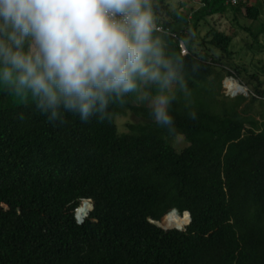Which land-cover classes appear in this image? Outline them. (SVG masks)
<instances>
[{
    "label": "trees",
    "instance_id": "obj_1",
    "mask_svg": "<svg viewBox=\"0 0 264 264\" xmlns=\"http://www.w3.org/2000/svg\"><path fill=\"white\" fill-rule=\"evenodd\" d=\"M199 1L185 20L166 0L151 4L153 19L173 33L153 37L181 77L171 131L155 124L143 98L154 86L113 95L103 122L61 110L55 126L30 94L0 86V264H264V100L258 118L243 95L225 100L223 80L233 72L221 73L211 49L229 56L233 38L208 21L229 11L255 20L261 7ZM203 20L209 30L196 45ZM250 78L264 99V82ZM128 111L140 121L120 132L116 116ZM175 134L188 142L180 150ZM78 206L79 219L89 213L81 224ZM151 220L187 226L164 230Z\"/></svg>",
    "mask_w": 264,
    "mask_h": 264
},
{
    "label": "clouds",
    "instance_id": "obj_2",
    "mask_svg": "<svg viewBox=\"0 0 264 264\" xmlns=\"http://www.w3.org/2000/svg\"><path fill=\"white\" fill-rule=\"evenodd\" d=\"M153 32L151 0H0V86L30 94L54 126L61 110L103 122L113 95L154 86L143 98L155 124L171 131L181 77ZM83 199L91 200L79 206Z\"/></svg>",
    "mask_w": 264,
    "mask_h": 264
},
{
    "label": "rangeland",
    "instance_id": "obj_3",
    "mask_svg": "<svg viewBox=\"0 0 264 264\" xmlns=\"http://www.w3.org/2000/svg\"><path fill=\"white\" fill-rule=\"evenodd\" d=\"M160 0H151V4H157ZM170 8L174 10L175 16L183 18L185 20L186 15L188 18L193 16L194 10L199 8V0H166ZM261 7V14L255 20L246 19L243 15H239V20H234L232 13L229 11L225 15L215 14L209 18L208 21L214 24L218 29L232 35V43L229 50L232 53L229 56H224L218 49H211V53L216 58L222 57L223 64L218 66L221 73L227 75V71H232L233 74L226 76L223 80V87L221 92L229 95L230 98L225 100L228 103H233L238 100L236 97L244 96L245 102L243 107L246 108L248 104L251 105V111L247 109L252 115L259 117L263 110V103L259 96L255 92V86L257 81L250 78V74H256V76L264 82V1H255ZM181 20V19H180ZM193 24H191V27ZM197 33L194 35L196 45L207 34L209 25L203 20L198 27ZM235 66H239L242 70L241 73L234 69ZM233 78L238 81L244 88V91L233 92L226 84L227 78ZM213 77H211V80ZM252 96H255L253 100ZM140 118L134 115L131 111H128L125 115L116 116V122L120 132H128L129 128L127 123L139 122ZM173 144L180 150L188 144L180 135L173 136ZM2 208L7 207L4 203H0Z\"/></svg>",
    "mask_w": 264,
    "mask_h": 264
},
{
    "label": "built area",
    "instance_id": "obj_4",
    "mask_svg": "<svg viewBox=\"0 0 264 264\" xmlns=\"http://www.w3.org/2000/svg\"><path fill=\"white\" fill-rule=\"evenodd\" d=\"M231 1L233 3H237L240 0H231ZM153 33H162V34H172L173 35V33L169 29L164 28L161 23H159L155 20H154V32ZM180 45H181V53L184 55L188 54L189 50H188L186 44L183 41H181Z\"/></svg>",
    "mask_w": 264,
    "mask_h": 264
},
{
    "label": "bare ground",
    "instance_id": "obj_5",
    "mask_svg": "<svg viewBox=\"0 0 264 264\" xmlns=\"http://www.w3.org/2000/svg\"><path fill=\"white\" fill-rule=\"evenodd\" d=\"M226 84L228 85V87L233 91V92H240V91H244L245 88L235 79L229 77L226 79ZM176 212L175 210L173 211V213ZM183 224V223H182ZM182 224L180 226H178L179 228L182 227Z\"/></svg>",
    "mask_w": 264,
    "mask_h": 264
},
{
    "label": "water",
    "instance_id": "obj_6",
    "mask_svg": "<svg viewBox=\"0 0 264 264\" xmlns=\"http://www.w3.org/2000/svg\"><path fill=\"white\" fill-rule=\"evenodd\" d=\"M93 209V204H92V207H91V210ZM171 210H175L178 214H179V212H178V210L176 209V208H173V209H171ZM170 210V211H171ZM169 211V212H170ZM168 213V212H167ZM166 213V214H167ZM88 216V214L85 216V217H87ZM164 216V215H163ZM77 217V216H76ZM191 216H190V221L188 222V224L187 225H189V223L191 222ZM158 220H151V222H153V223H155L157 226H159V227H161V228H163L164 230H168V229H174L175 227H172V228H164V227H162L158 222H157ZM81 222L83 223L84 222V218L83 219H81ZM187 225H185V227L187 226ZM185 227L184 228H179V227H176L175 229H178V230H183V229H185Z\"/></svg>",
    "mask_w": 264,
    "mask_h": 264
}]
</instances>
